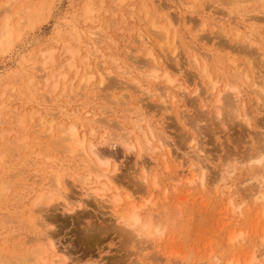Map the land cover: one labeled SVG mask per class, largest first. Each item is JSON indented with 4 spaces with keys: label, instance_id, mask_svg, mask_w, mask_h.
<instances>
[{
    "label": "rangeland",
    "instance_id": "1",
    "mask_svg": "<svg viewBox=\"0 0 264 264\" xmlns=\"http://www.w3.org/2000/svg\"><path fill=\"white\" fill-rule=\"evenodd\" d=\"M3 1L5 0H0V3ZM47 1L50 2V0ZM52 1L50 2L53 4V6L50 5L52 8L50 7L49 10L45 11V15L40 18L41 21L37 24L33 21V25L31 23L32 27L30 26L25 29L22 38L16 43L15 47L8 54L0 56V95H3V93L6 95L4 100L0 99V104L5 101L6 105L8 102L10 105L9 109L13 110V115L21 114L22 111L24 114H29L32 109L37 110L40 102L44 100L42 99L43 95L48 94V91L51 90L50 87L43 90L44 84L41 80L34 79L38 75V68H40L43 62L41 53L49 50L54 51L55 62L53 66L49 65V67L51 71L54 69L53 72H59L61 65H63L61 63L69 59V54L64 55L66 52L65 50L63 51V47L66 49L65 46L69 44L67 48L71 47L75 51L80 50L79 56L76 57L77 65H80L83 58L88 56L91 68L93 67L94 69L92 68V70H95L94 72H97V70H100L101 73L103 71V73L106 71L111 72V75L109 74L111 78H107L108 73H102L107 80L104 89L98 87L95 81L96 87L94 86L93 90L89 91L87 97H79L76 99V102L80 108L88 106L87 109L85 108L86 111L95 115L96 119L99 120V118L102 119L104 117V121L110 120V123L105 121L104 123L106 124L100 125L95 129L98 130L96 131L95 144L101 152L111 155V164L118 169L116 173V186L122 197L125 198L127 194L135 195V192L139 189H144L141 172L143 166L147 170L149 167L151 168L148 170L150 181L156 176L160 179V182L162 180L163 186L166 184L167 178H170V173L175 171L180 173L181 167H184L187 176L189 175V169L191 171L203 169L206 181L205 187H202L201 183L197 181L190 188H180L177 194L170 197L169 205L168 202L163 201V189L154 190L153 199L156 205L145 212H150L153 216L155 215L156 217L154 216V218L157 221V217L159 216V221L164 224L166 223V233L160 242L158 241L154 244L151 242L144 243L145 241L137 240L129 230L123 228V225L116 219L125 210L121 209L123 206L119 209L120 211H113L112 206L107 204L111 200L110 198H112V192L104 193V200L90 193L92 189L85 186L80 180L84 176L83 171L78 167L80 160L77 158V162L75 161L70 165L64 163L62 168L64 170L62 171V173L64 172L63 179L66 183V190L62 191V195L64 196H62L59 202H54L49 206L38 205L40 207L37 206L33 211L37 219L45 221L47 226L49 224L46 229L42 228V232L45 234L47 232V235L52 238L51 242L59 254L65 256L67 264H229V261L232 260L239 264H264V247L262 246V237L264 235V202L258 200L262 196L264 197V4L250 1L239 6L228 5V3L226 5V2H223L224 0H221V2L219 0V4L215 2L216 0H211L212 3H216V5L213 4L212 6L210 0H154L155 4L162 2L171 8V14L180 22L179 27L175 28L178 32L177 46L180 44V49L177 48L176 51L179 50L173 55L172 49L174 48L167 50L164 47L166 52L162 54L164 50L161 52L162 49H159L161 47L157 45L159 42L153 39L155 44L152 45V50L153 46H156L154 49L156 58L159 59L160 56V60L163 58L162 61L164 60L163 62L167 66L164 63L163 67H166L172 76H176L178 83L176 82L173 87H169V90L164 80L147 84L146 86L155 95L152 97L150 93L148 95L150 98L145 95V92L137 90L135 85H133L134 80L131 81L126 76H121L119 71L116 72L113 64L114 68L111 63H108L106 66L101 65V55H96L95 58L94 56L90 57L87 48L76 43L75 39L77 37L76 31L81 33V31L85 32L86 29L98 33L101 32L100 29L105 30L116 40L117 47L114 46L107 52L106 48H109V46L106 44L102 47L104 53L109 58L120 59L124 68H134L137 73L135 75L140 77L139 70L141 73L142 71L148 72V67L150 68L151 66V61L145 56L146 51L141 50L142 46L138 42V37L142 33L149 35L152 32L149 29L154 7L150 3L152 0H127L125 5H122L124 6L122 7L124 14L119 13L117 18L113 16L116 8L112 4H115V0ZM33 2L30 1L29 4ZM35 2H40V0H35ZM143 5H148L152 10H149L150 15L142 22L138 19H143L145 16L144 13H139L144 7ZM87 7H92L91 9L95 13H93L92 19L100 22L99 24L96 21L94 23L82 21L84 20L81 15L84 13L82 10H85L84 8ZM130 9L136 11L134 17L129 15ZM240 15L246 21L242 20ZM123 17L125 18L124 21L122 20ZM190 20L193 24L197 23L198 25H201V21L206 20V25L205 27H198V32L195 33L191 29L193 24H187ZM81 21L85 25L80 24ZM117 23L118 25H116ZM214 24L216 27L218 26V29ZM173 29L171 28L172 31ZM221 30L224 31L223 35ZM234 30H239L238 33H240L236 34L237 31L235 32ZM234 32L238 35V37L236 36L237 40L234 38ZM81 34L83 35L84 33ZM226 35L227 38H225ZM195 36H200L199 41ZM85 38L84 41L87 40ZM246 42L249 43L248 47H244L243 45L247 46ZM213 44L218 48H214ZM193 46L195 51L193 50ZM243 47L244 50H241ZM187 48L190 51V56L187 53ZM156 49H159L161 54L157 55L158 51ZM125 51L126 53L129 52V54L127 53L128 58L125 56ZM131 52L133 54H130ZM138 53L140 55H137ZM143 54L144 60L140 57ZM136 55L139 59L136 60L135 65ZM192 55L195 57L192 58ZM129 56L131 57L129 58ZM202 57L205 60H202L203 62L201 61ZM132 58L133 64H131ZM190 58L198 59L199 65L197 66L193 62L194 60L192 61ZM80 59L82 60L80 61ZM208 60H212V62L210 63ZM147 61L146 66L143 62L146 63ZM162 61L159 62L163 64ZM202 64L205 65L202 67ZM134 65L135 67L139 66L137 68V70L139 69L138 71ZM143 65L145 67L142 68ZM111 66L112 68H109ZM197 67L198 69H196ZM113 69L115 70L112 71ZM202 70L204 75L201 73ZM62 72L67 73L69 79L73 78L71 75H74V71L69 72L65 68ZM207 75H210L212 80L215 81L217 79L216 82L219 81L218 89L216 88L214 92L210 90V84H207L209 82L205 78ZM116 79H119V81ZM121 83H124V85L122 86ZM225 84L228 87H225ZM229 84L236 89L233 87L229 88ZM63 86L64 84L61 85L57 94L61 93ZM118 86H121V88L119 89ZM124 86L128 87L131 91ZM110 88L114 90L111 89L112 91H110ZM166 90L168 91L167 95L166 93L162 94V91ZM218 90L220 94L216 93ZM158 91L163 96L165 94V105L162 104V96L158 97L160 95ZM232 91H237V93L244 97H236L239 94H236V92L232 93ZM125 93L130 98V101H128L129 98L126 96L128 99L126 106H124L125 102H123V99L126 101ZM168 93H171L170 96ZM120 94L124 95V98L122 97L121 100ZM217 94L218 97H221L223 94L220 98V100L223 98L224 102H221L223 105L217 104ZM226 95L228 96L227 100ZM62 96L61 94L58 95V97ZM138 99L141 101L137 102ZM117 101L119 103L123 102V105L117 104ZM229 101L233 103L231 106H228ZM136 103L141 105L143 110L145 109V114L147 118L149 117L148 120L151 125L153 124V129L155 128V134L159 132L161 135L158 134L159 137H163V139L166 137L163 141L170 147L173 159H171L172 161L169 160L168 166L170 167V171H166V165H164L161 152H158L156 157L157 166L155 161L149 160L151 158L150 153L142 152L139 156L138 151L129 152L120 143L121 141L119 142L120 138H117V136L120 137L125 134L122 132L119 124L122 126L128 123L130 118L135 119L131 110H134L138 106ZM240 103H243L246 108L244 109ZM143 104L144 108L142 107ZM56 107L58 108V106ZM56 107H50V109L54 110L55 113L59 110ZM101 108L102 110L105 108L102 111L103 113L108 109L107 114L104 113L103 115ZM123 109L124 111L126 110V114ZM236 109H238V112ZM14 110L17 111L15 112ZM128 110L130 111V113L128 112L129 114H127ZM240 111H245L249 115L248 117L251 119L250 125L240 120L241 118H237ZM108 112H111V114ZM113 113H115V116ZM7 114L6 111L3 112V118ZM91 117V115L88 116L85 126L89 125ZM124 117L128 118V120ZM12 118V116H8L7 119L12 121ZM27 119L30 120V117H26L28 133H25L26 131L22 130L19 126L11 129L10 124L6 126L2 124L3 126L0 127V132L1 129L6 133L13 130L9 134L10 136L5 133V138L0 143V166H3L0 170H9V177L22 171L20 172L22 176L16 177L15 180L11 178L12 181L9 178L7 179L8 185L6 189L8 190V198L6 199L7 201L3 200L5 203L2 202L3 204L0 206V229L2 228L0 230V248L4 245L2 240H9V246L7 244V247L3 248L4 252L0 249V252L4 255L12 251L13 246L10 247V245H13L17 241L19 243L21 240L42 238V235L28 224L27 217L31 214L32 200L35 201L36 195L38 196V193H41V185L43 187L50 180L51 172L49 173V170L51 163L53 161L64 162L66 160L65 157H67L66 149H64L65 146L61 144L63 143L62 137H59L58 131L57 134H55L56 132L50 134L45 130V132L43 131L45 135L39 134V140H35L37 134H35L36 136L31 134L33 128L30 129V127L37 125V121L31 122ZM124 119L127 121L125 122ZM113 124L116 127H113ZM156 125L159 126L156 127ZM58 126L59 124L55 126V129H58ZM88 128L86 127V130L88 135H90V128ZM102 128L106 131L104 133L105 136H108V133H110V139L112 138L111 140L116 141L115 146H104L101 144L102 140L100 138L104 136ZM16 136L18 140H22L24 136L28 137L27 141L21 143L26 146H23L24 151L22 148L20 150L17 149V146H21L20 143H12L13 145L10 142L7 143L9 139L16 138ZM36 142L37 145L39 144V147L36 145ZM27 146L30 147L28 148ZM259 153H262V155ZM3 156L4 158L1 159ZM255 158L257 160L262 158V162L258 163ZM251 159H254V162ZM48 161L51 163L49 162L50 164H48ZM18 169L19 171H17ZM79 171L82 172L80 173ZM35 172H37V175ZM35 175L38 178H35ZM146 191L141 192L142 199H147ZM140 200L139 198V203L141 202ZM64 204H68L67 209L64 208ZM28 207L30 208L29 214L27 213ZM36 210L40 211L36 212ZM12 213H14V216H12ZM7 214L9 215L7 216ZM19 214L20 217L17 216ZM166 214H168L167 217H165ZM14 218L18 221H14ZM167 218L168 220L166 221ZM7 222L10 224H7ZM13 222H17V226L16 224L14 226L11 225V223L14 224ZM18 222L22 224L26 222V224L21 226L22 224ZM23 227L26 229L24 230ZM15 230L20 234H17ZM12 232L16 233L13 237ZM239 233H242L243 237L239 238L236 242L229 240L233 235ZM13 238L14 240H12ZM36 246L33 245L29 249H35L38 247ZM7 248L9 251L6 250ZM253 250L257 251V259L254 261H252L251 257L256 251L253 252ZM3 254L0 253V264H6V261H9L3 259L5 257Z\"/></svg>",
    "mask_w": 264,
    "mask_h": 264
},
{
    "label": "bare ground",
    "instance_id": "2",
    "mask_svg": "<svg viewBox=\"0 0 264 264\" xmlns=\"http://www.w3.org/2000/svg\"><path fill=\"white\" fill-rule=\"evenodd\" d=\"M30 1H34L33 3H30ZM39 1V0H38ZM52 0H50L51 2ZM127 0H115V4H112L114 5V7L116 8L115 9V12L113 14L114 18H117L118 17V14H124L123 13V9L122 5H125ZM207 1V0H206ZM209 1V0H208ZM213 1V0H212ZM219 0H216L215 2H218ZM223 1V0H222ZM250 1H256L257 3L259 4H264V0H224L223 2L225 3L226 2V5L228 3V5L230 4H233V5H239V6H242L244 3H248ZM50 2H48L47 0H40V2H35V0H5L3 2H1L0 4V56L2 55H5V54H8V52H10L16 45V43L22 38L23 36V33L25 31V29L27 27H30L31 26V23L33 25V21H35V24H37L38 22L41 21V17L45 15V11L46 10H49V8L51 7L50 5L53 6V4H51ZM211 2V0H210ZM221 2V0H220ZM218 2V4L220 3ZM222 2V3H223ZM52 3H54L52 1ZM150 3H152L151 5L154 6L153 7V10L150 9V7L148 5H143L144 7L142 8L141 11H139L140 14H143L144 13V18L143 19H138L140 21H144L146 18H148V16L150 15V11L152 10L153 12V16H152V19L149 23V26L151 29L150 31L151 34H140L139 37H138V42L141 44L140 46H142V49L141 50H144L146 51L145 52V56H147L149 58V60L151 61V66L150 68L148 67L149 71L148 72H143L141 73V71L139 70V74H140V77L136 76L135 75V69L133 68H124V66L122 65L123 63L120 61V59L118 58H109L107 57V55L104 53L102 47L104 45H108L109 48H106L107 52L111 50L112 47H117V42L116 40L111 36L109 35L107 32H105V30H101V32H96L94 33L93 31L91 30H86L85 29V32H82L81 33H84L85 36H83L80 32L76 31V43L78 44H81V46H84L85 48H87V50L89 51V55L90 57L94 56V58L96 57V55H101V65L103 66H106L108 63L111 65L113 64L116 68V72H120L119 74L121 76H126L128 79H130L131 81L134 80V84L135 87L137 88V90H139V92H145V95H149L150 93H154L152 92V90H150L146 85L149 84V83H152L153 82H158V81H161V80H164V83L168 86V90H169V87H173L175 85V83L177 82L176 80V76H172L170 74V72L167 70V66H166V63L162 61L163 58H161L160 60V57L159 59L156 58L155 54H154V49L156 48V46H153V50H152V45L155 44V41H158L159 43L157 44L158 46H160L161 48L159 49H162L161 52L162 54L164 53L165 54V50H169L171 48H174L172 49L173 52L172 54L175 55L176 52L180 49V44L179 46H177V42H178V32L175 28L179 27L180 25V22L178 21V19H176L175 17H173V15L171 14V8H169L165 3H162V2H159L158 4H155V1L152 0ZM212 3V2H211ZM214 3H212V6H213ZM86 5V4H85ZM88 5V4H87ZM216 5V3L214 4ZM224 5V4H223ZM52 8V7H51ZM92 8V7H91ZM90 7H87V8H84L85 10H82V12L84 11L82 15V21H85L86 23L89 21V22H97L98 24L100 22H98L97 20L95 19H92V15L94 13V11L91 9ZM217 9V8H216ZM127 10V9H126ZM150 10V11H149ZM97 11V10H96ZM50 13V12H49ZM81 13V11H80ZM51 14V13H50ZM76 14V13H75ZM79 14V13H78ZM95 14V13H94ZM136 14V11L135 10H131L130 9V16L131 17H134ZM139 14V15H140ZM77 15V14H76ZM97 15V14H96ZM95 15V16H96ZM241 16V15H240ZM244 16V15H243ZM77 17V16H76ZM138 17V16H137ZM136 17V18H137ZM246 17V16H245ZM196 18V17H195ZM239 18V16H238ZM242 18V16L240 17ZM237 19V18H236ZM76 20V18H75ZM123 21L125 20V18L123 17L122 19ZM202 20V19H201ZM242 20H244V18H242ZM248 20V19H247ZM259 20V19H257ZM82 21L80 24H82ZM246 21V20H244ZM200 22V21H199ZM201 25H198L197 23H192V21H188L187 24H191L193 27L191 29H193L195 31V33L198 32V27H205L206 25V20H203L201 21ZM76 23V22H75ZM111 23H114V22H111ZM110 23V24H111ZM121 24V22H119ZM186 23V22H185ZM34 24V25H35ZM115 24V23H114ZM113 24V25H114ZM119 24V25H120ZM186 24V25H187ZM209 24V23H208ZM211 24V23H210ZM82 25H85V24H82ZM92 25V24H91ZM112 25V24H111ZM118 25V23L116 24ZM185 25V26H186ZM212 25V24H211ZM74 26V25H73ZM215 26V24H214ZM213 26V27H214ZM32 27V26H31ZM216 27V26H215ZM218 27V26H217ZM216 27V28H217ZM220 27V26H219ZM74 28V27H73ZM171 28L173 29V31L171 30ZM221 28V27H220ZM88 29V28H87ZM148 29V30H149ZM218 29V28H217ZM77 30V29H76ZM97 30V29H96ZM175 30V31H174ZM73 31V30H72ZM173 34H172V32ZM222 31V30H221ZM233 31V30H232ZM235 32L237 30H234ZM239 31V30H238ZM237 31L236 34H239ZM223 32L222 31V35H223ZM231 32V31H230ZM234 32V34H235ZM99 33H100V36H99ZM199 34V33H198ZM234 35L233 37L235 38V40H237V37L238 35ZM73 35V34H72ZM102 35V36H101ZM198 36V35H197ZM195 36V37H197ZM237 36V37H236ZM74 37V36H73ZM72 37V38H73ZM84 37L87 38V42L84 41ZM101 37V39H100ZM200 37V36H199ZM199 37H197V40L199 41ZM225 37V36H224ZM85 38V39H86ZM122 38V37H120ZM227 38V35L226 37ZM124 39V37H123ZM122 39V40H123ZM155 39V41L153 40ZM201 39V38H200ZM74 40V41H75ZM99 40V41H98ZM127 40V39H126ZM129 41V40H128ZM181 41V40H180ZM243 41V40H242ZM69 42V41H68ZM223 43V42H222ZM220 44V43H219ZM243 44V43H242ZM247 46L245 44L244 47H248L249 43H247ZM66 45V44H65ZM69 44H67L65 47L66 49H64L63 47V51L65 50L66 53H64V55L66 54H69V59H65L66 61L64 63H61L63 65H61L60 67V70L59 72H56L53 70L51 71V68L49 67V65H52L54 64L55 62V59H54V51L53 50H49L47 52H42L41 53V58L43 59V62L40 66V68H38V75H36L34 77V79L36 80H41V82L44 84L43 85V90L44 88H48L50 87L51 90L48 91V94L46 95H43V98L44 100H42L40 102V104L38 105V109L36 110H33L28 114H24L23 111L21 112V114H14L13 115V110L9 109V104L8 102L6 103L5 105V101L4 102H1L0 104V127H2L4 124L5 126L6 125H9L12 128L16 127V126H19L20 128H22V130L24 129V131H26L25 133H28V128L26 127V117H30V120L31 122H33L34 120L37 121V125H33L31 128H33V132L31 134H37V138L35 140H39V134H44L45 135V130H47L48 133L52 134V133H55L57 134V131L59 132V137L61 138L62 137V142L61 144H63L65 147L64 149L65 152H66V155L67 157L66 160L64 162H50L48 161V164L51 163V168L49 170V173L51 172V178L50 180L42 187L41 189V193H38L39 195L37 196L36 195V199L35 201L32 200V208H31V214L28 215L30 213V208L27 209V215L29 217H27L28 219V224L30 226H32L35 231H38L42 236V238H39V239H36V240H33V239H29V240H21L19 243L15 242L13 243V245L11 244L12 247V251L9 252L7 255L3 254L2 252H0L1 254H3L5 257H3V259L6 260H9V261H6L7 263L6 264H67V259L65 258V256L59 254V252L56 250L54 244L51 242L52 241V238L49 237L47 235V232L46 234L43 233L42 231V228L43 229H46L48 226L46 224V222L44 221H40V219H37L35 217V213L33 210H35L34 208H36L38 205H45V206H49L50 204H53L54 202H59V200H61L62 196V191H65L66 190V183L63 179L64 177V172L62 173V168H63V165L64 163L70 165L71 163H74L76 161V159L78 158L80 160V165L78 166L79 168H81V170L83 171V177L82 179L80 178L81 182L92 189V192L90 193H93L95 194L96 196H98L99 198H101L102 200H104L105 196H103L104 193L106 192H112V198H110L111 200L109 201V203H107L108 205L110 204L113 208V211L114 210H119L121 207H126V208H121L124 213L122 214L121 212V215H119L116 219L118 220V222H120L122 225H123V228H125L126 230H129L130 233L137 238V240H143L145 241L144 243H156V242H160L162 240V238L164 237L165 233H166V223H162L161 221H159V216L157 214V218H158V221L154 218V216L150 213V212H145L147 209L153 207L156 205V202L154 201V190H159V189H163V201H166L168 202V205H169V199L170 197H172L173 195L177 194L179 191H180V188H183V187H192L197 181H199L201 183V186L202 187H205L206 186V181H205V175L203 173V169L202 170H198L196 169L195 171H191V169H189V175L187 176L185 174V169L184 167H181V171L180 173L175 171V172H171L170 173V178L168 179L167 177V180L165 181L166 184H164L163 186V182L161 180L160 182V179H158L156 176H154L155 178L152 179V181H150L149 177H150V173H149V168L147 170V168H145V166L142 167V184L144 185V189H139L137 192H135V195L133 194H127L124 197H122L121 193L119 192L117 186H116V173L118 171L117 167L112 165L111 164V155H108L104 152H101V150L98 149L97 145L95 144V138H96V131L98 130H95L98 126L102 125L103 124H106L104 123V117L102 115L103 118H99L96 119V116L95 115H92L89 111H86L87 107L85 106V108H80L79 107V104L76 102L77 98L79 97H87L89 91L93 88L94 86L96 87L95 85V81L97 82L98 84V87H102L103 89L105 88L104 85L106 83V79H105V75L103 76V74H107V78L110 77L109 74L111 73L110 71L109 72H105V73H101L100 70H97V72H94L91 68V64L89 62V58L88 56L86 58H83L80 59V65H77L76 64V57L79 56L80 54V50H76L75 49H72L71 47L67 48ZM76 45V44H75ZM195 45V44H194ZM215 44H213V47L215 48H218L216 45L214 46ZM218 45V44H217ZM192 46V45H191ZM222 46V45H221ZM166 49H165V48ZM182 47V45H181ZM187 47V46H185ZM230 47H234V46H230ZM244 47L243 49L241 50H244ZM130 48V47H128ZM179 48L177 51L176 49ZM189 48V47H188ZM187 48V50H188ZM192 48V47H191ZM194 48V46H193ZM213 48V49H214ZM236 48V47H235ZM127 49V48H126ZM125 49V50H126ZM159 49L156 51L157 52V55L158 54H161V52H159ZM185 49V48H184ZM227 49V48H226ZM85 50V49H84ZM140 50V51H141ZM171 50V51H172ZM175 50V51H174ZM186 50V51H187ZM190 50V48H189ZM188 50V54L190 56V51ZM195 51V48L193 49ZM192 50V51H193ZM221 50V48H220ZM219 50V51H220ZM225 50V49H224ZM230 50V49H228ZM237 50V49H236ZM57 51V50H55ZM93 53H92V52ZM121 51V50H120ZM119 51V52H120ZM193 51V52H194ZM218 51V52H219ZM232 51V50H231ZM230 51V52H231ZM233 51H235L233 49ZM239 51V50H238ZM169 52V51H167ZM241 52V51H239ZM126 53V51H125ZM129 54V52H127ZM126 58H128V55ZM141 53V52H140ZM140 53H138L137 55H140ZM175 53V54H174ZM200 53V52H199ZM198 53V54H199ZM220 53V52H219ZM233 53V52H232ZM88 54V53H87ZM130 54H133L132 52ZM194 54V53H192ZM197 54V53H196ZM202 54V53H201ZM225 54V53H224ZM137 55L135 57V61H134V64L136 62V60L139 59V57L137 58ZM167 55V53H166ZM164 55V56H166ZM208 55V54H207ZM210 55V54H209ZM220 55V54H219ZM226 55V54H225ZM143 56H140L142 57L141 59H143ZM211 56V55H210ZM227 56V55H226ZM229 56V54H228ZM131 56H129L130 58ZM134 57V55H133ZM146 57V58H147ZM195 56L192 55V58H194ZM200 57V55H199ZM204 57V56H203ZM201 59V61H205L204 59ZM137 58V59H136ZM190 58V59H192ZM201 58V57H200ZM218 58V57H217ZM79 59V58H78ZM231 59V58H230ZM127 60V59H126ZM130 60V59H129ZM128 60V61H129ZM144 60V59H143ZM146 60V59H145ZM194 60V61H193ZM64 61V60H63ZM79 61V60H78ZM140 61V60H139ZM159 61H162L163 64ZM193 62H195V64L198 66L199 65V61L198 59H192ZM191 61V63H192ZM202 61V62H203ZM209 61V60H208ZM214 61V60H213ZM133 64V58H132V61H131ZM142 62V61H141ZM169 62V61H168ZM201 62V63H202ZM210 63L212 62L209 61ZM208 62V63H209ZM216 62V60H215ZM78 63V62H77ZM128 63V62H127ZM130 63V62H129ZM147 63L148 61L145 63L143 62V64L147 66ZM164 63H165V66L166 67H163L164 66ZM233 63V62H232ZM130 64V65H131ZM139 64V63H138ZM235 64V63H234ZM112 65V66H113ZM136 65V64H135ZM134 65V67H135ZM142 66L145 67V66ZM149 65V64H148ZM205 65V64H204ZM202 64V67L204 66ZM212 65V64H211ZM244 65V64H243ZM97 66V65H96ZM109 67V68H112ZM113 66V68H114ZM138 66V65H137ZM140 66V64H139ZM138 67H135L136 70ZM241 66V65H240ZM239 66V67H240ZM194 67V66H193ZM201 67V68H202ZM65 68H67L70 71H74V75H71L73 76V78L69 79L68 77V74L67 73H64L62 72V70H64ZM102 68V67H100ZM99 68V69H100ZM200 68V67H199ZM229 68V67H228ZM234 68V67H233ZM236 68V67H235ZM94 69V68H93ZM198 69V67L196 68ZM195 69V70H196ZM247 69V68H246ZM115 69H113L112 71H114ZM137 70V71H138ZM173 71V70H172ZM197 71V70H196ZM200 71V70H199ZM237 71V70H235ZM234 71V72H235ZM100 72V73H99ZM115 72V73H116ZM180 72V71H179ZM203 72V70L201 71V73ZM206 72V70H205ZM245 73V72H244ZM37 74V73H36ZM57 74V75H56ZM118 74V76H119ZM137 74V73H136ZM208 74V73H207ZM240 74V72H239ZM111 75V74H110ZM182 75V74H181ZM202 75H204L202 73ZM200 75V76H202ZM206 75V74H205ZM246 75V74H245ZM117 76V77H118ZM225 76V75H224ZM175 77V78H174ZM219 77V76H218ZM111 78V77H110ZM126 78V79H127ZM207 80L209 81L207 84L211 86V89L210 90H213L212 92H214V90H216L218 84H219V81L216 82V80H212V77L210 75H207ZM239 78V77H237ZM236 78V79H237ZM98 79V80H97ZM184 79V78H182ZM119 81V79H116ZM185 80V79H184ZM183 80V81H184ZM120 82H122V80H120ZM124 82V81H123ZM185 82V81H184ZM125 83V82H124ZM124 83L122 84V86L124 85ZM178 83V82H177ZM181 83V82H180ZM64 84L63 88H62V91L61 93H58V90L60 89L61 85ZM119 84V83H118ZM120 84V85H121ZM127 84V83H126ZM186 84V82H185ZM228 84V83H227ZM110 85V84H109ZM155 85V84H154ZM158 85V84H157ZM187 85V84H186ZM108 86V85H107ZM111 86V85H110ZM159 86V85H158ZM209 86V87H210ZM237 86V85H235ZM125 87V86H124ZM133 87V86H132ZM161 87V86H160ZM182 88V86H180ZM225 87H228V85L226 86L225 84ZM230 87H233L229 84V88ZM108 88V87H106ZM118 88L120 89L121 86H118ZM123 88V87H122ZM125 88H128V87H125ZM154 88V87H153ZM178 88V87H177ZM227 88V89H229ZM235 88V87H233ZM110 88V91L114 90ZM129 89V88H128ZM127 89V90H128ZM134 90H136L135 88H132ZM161 89V88H160ZM180 89V88H179ZM185 89V88H184ZM218 89V88H217ZM236 89V88H235ZM234 89V90H235ZM100 90V89H98ZM107 90V89H106ZM125 90V89H124ZM130 90V89H129ZM155 90V89H154ZM163 90V89H162ZM231 90V89H229ZM233 90V89H232ZM238 90V89H237ZM68 91V92H66ZM105 91V90H104ZM109 91V92H110ZM116 91V90H115ZM120 91V90H119ZM123 91V90H122ZM131 91V90H130ZM156 91V90H155ZM44 92V91H43ZM50 92V93H49ZM157 92V91H156ZM167 90L166 91H162V94L163 93H166L167 95ZM219 90L216 92L218 93ZM223 92V90H222ZM236 92V94H239L237 93V91H232V93ZM239 92V90H238ZM42 93V92H41ZM92 93V92H91ZM134 93V92H133ZM148 93V94H147ZM159 93V91H158ZM227 93V92H226ZM43 94V93H42ZM61 94L63 95L62 97H58V95ZM143 94V93H142ZM157 94V93H156ZM160 95L158 96L161 99H162V104L165 105L166 102H165V94L164 96L161 95V93H159ZM171 94V93H170ZM170 94L168 93V95L170 96ZM220 94V93H218ZM218 94L216 96V101H217V104H220V105H223L221 104V102H224L223 101V98L222 100H220V98L223 96L218 97ZM74 95V96H72ZM111 95V94H110ZM121 95V94H120ZM120 95H119V98H120ZM125 95V98L127 96L128 97V94L126 95V93L124 94ZM124 95H121V98L120 100L122 99V97ZM140 95V94H139ZM143 94V96H145ZM1 96V100L5 99L4 97L6 96L4 93L3 95H0ZM98 96V95H97ZM100 96V95H99ZM155 96L152 94V97ZM233 96V95H232ZM237 96H243V95H236ZM109 97V96H107ZM118 97V96H117ZM150 97V96H148ZM147 97V98H148ZM225 97V96H224ZM228 96L226 95V100L228 99L227 98ZM244 97V96H243ZM242 97V98H243ZM115 98V97H114ZM118 98V99H119ZM124 98V97H123ZM126 98V101H124L123 99V102H125L124 106H126V102H127V99ZM144 98V97H143ZM142 98V99H143ZM151 98V97H150ZM166 98V97H165ZM232 98V97H231ZM103 99V98H102ZM117 99V100H118ZM140 99V98H139ZM137 100V102H140L141 100ZM153 99V98H152ZM172 99H174L172 97ZM237 99V98H236ZM235 99V100H236ZM96 100V99H95ZM116 100V98H115ZM118 100V101H120ZM116 102L117 104L119 102ZM130 101V98L129 100ZM144 101V100H142ZM238 101V100H237ZM236 101V102H237ZM90 102V101H88ZM123 102H120L119 104L120 105H123ZM4 103V105H3ZM128 103V102H127ZM144 103V102H143ZM106 104H108L106 102ZM111 104V103H110ZM116 104V105H117ZM138 105V103H136ZM233 103H231V101H229L228 103V106L232 105ZM242 105V107L245 109L246 107H244L243 103H240ZM27 105V104H26ZM86 105V104H85ZM114 105V104H113ZM56 107L58 106L57 109H59L58 111H56L54 113V110H51L50 107ZM108 106V105H106ZM115 106V105H114ZM119 106V105H118ZM117 106V107H118ZM140 106V107H139ZM144 106V104L142 105V107ZM26 107V106H25ZM110 107V106H109ZM122 107V106H121ZM120 107V108H121ZM134 108V106H132ZM131 107V109H133ZM216 107V105H215ZM224 107V106H223ZM233 107H236V106H233ZM119 108V107H118ZM125 108V107H124ZM144 108V107H143ZM241 108V107H240ZM242 108V110H243ZM105 109V108H104ZM103 109V110H104ZM110 109V108H109ZM116 109V108H115ZM128 109H129V106H128ZM130 109V110H131ZM235 109V108H234ZM233 109V110H234ZM20 110V109H19ZM102 108H101V112L103 111ZM145 110V109H144ZM142 108H141V105H138L136 106V108L134 110H131L132 112V115L135 117V119H129L128 123L126 124H123L122 126L119 124V126L122 128V132L125 133L123 135H121L119 133V135H121L120 137L117 136V138H120L119 139V142L122 143L126 150L129 151V152H135V151H138V155L140 156L142 152H148L150 153V159L149 160H153L155 161L156 165H157V160H156V157H157V154L158 152H161L162 153V159H163V162H164V165H166V171H170V167L168 166L169 164V160L172 159V155H171V150H170V147H168L166 145V143L163 141L165 140L166 137H159L160 133L157 132V134H155L154 130L155 128L153 129L154 126L151 125L150 121L148 120L149 117L147 118L146 116V112L144 111ZM220 110V109H219ZM232 110V109H231ZM237 112H238V109H236ZM241 110V109H240ZM7 112V116L5 118H3V112ZM15 112L17 110H14ZM93 111V110H91ZM107 111L108 109L106 110V113L107 114ZM111 111V110H109ZM113 111V110H112ZM124 111V109H123ZM126 111V110H125ZM124 111V112H125ZM159 111V110H158ZM120 112H121V109H120ZM130 111L128 110L127 111V114H129ZM162 112V111H160ZM232 112V111H231ZM234 112V111H233ZM20 113V112H18ZM103 113V112H102ZM103 113V115H104ZM111 114V112H108ZM114 116H115V113H113ZM120 114V113H119ZM118 114V115H119ZM126 114V112H125ZM237 114V113H236ZM28 115V116H27ZM91 115L92 119H90V123L88 126H85V121L87 120L88 116ZM235 115V114H234ZM8 116H12V121L8 120ZM131 116V115H130ZM231 116V115H230ZM249 115L245 112V111H240V114L237 115V118H241L240 120L244 121L246 124L250 125L251 123V119L248 117ZM154 117V116H153ZM98 118V117H97ZM126 118V117H124ZM117 119H121V118H117ZM128 120V118H126ZM123 120V119H122ZM126 120V121H127ZM28 121V122H29ZM88 121V120H87ZM110 120H108L107 122H109ZM125 121V119H124ZM125 121V122H126ZM30 122V123H31ZM159 122V121H158ZM110 123V122H109ZM117 123V122H116ZM58 126V129H55L56 127L55 126ZM108 124V123H107ZM8 126V127H9ZM115 125L113 124V127ZM159 126V125H156V127ZM86 127H89L90 128V135H88V132L86 130ZM112 127V126H110ZM116 127V126H115ZM19 128V129H20ZM88 128V129H89ZM107 128H109L107 126ZM26 129V130H25ZM100 129V128H99ZM163 129V128H162ZM101 130V129H100ZM102 130L104 131V129L102 128ZM116 130V129H115ZM119 130V129H118ZM13 130H11V132H5V131H2L1 129V132H0V143H2L1 141L4 140L5 138V133L6 134H10L12 133ZM44 131V132H43ZM121 131V130H119ZM106 131L103 132V135L100 139L102 140L101 144L102 145H113L115 146L116 144V141L114 142L113 140L110 139L109 136L110 133H108L109 135L108 136H105V133ZM161 132V131H160ZM47 133V134H48ZM166 133V132H164ZM159 134V135H158ZM17 135V134H15ZM163 135V134H162ZM10 136V135H9ZM36 136V135H35ZM90 136V137H88ZM161 136V135H160ZM43 138V137H41ZM28 140V137L27 136H24V138H22V140H18L17 136L16 138H13V139H9L7 141V143H20L21 146H17V149L20 150L22 148V150L24 151V147L25 146L24 144H21L23 143L24 141H27ZM169 140V139H167ZM60 141V140H59ZM58 141V143H59ZM100 141V140H98ZM97 141V142H98ZM35 142V141H34ZM6 143V145H7ZM35 144V143H34ZM170 144V142H169ZM5 145V144H4ZM13 145V144H12ZM15 145V144H14ZM36 145H37V142H36ZM39 145V144H38ZM37 145V146H38ZM42 146V144H40ZM62 145V146H63ZM102 145H101V148H102ZM34 146V145H33ZM32 146V147H33ZM61 146V145H60ZM1 147V146H0ZM26 147V146H25ZM28 148L30 146H27ZM39 147V146H38ZM198 147V146H197ZM4 148V147H2ZM11 149V148H10ZM16 149V148H15ZM61 149V148H60ZM199 150V149H198ZM14 151V150H13ZM17 151V150H16ZM33 151V150H31ZM30 151V152H31ZM62 151V150H61ZM200 151V150H199ZM3 152V151H2ZM27 153V152H26ZM5 154V153H4ZM13 154V153H12ZM45 154V153H44ZM260 155H262V153H259ZM65 155V154H64ZM1 157V155H0ZM4 156L1 158L3 159ZM174 158V157H173ZM254 158V157H253ZM256 158H259V157H256ZM255 158L256 161H258V163H261L262 162V158H260V160H257ZM68 159V161H67ZM140 160V159H139ZM173 160V159H172ZM171 160V161H172ZM178 160V159H177ZM52 161V160H51ZM144 161V160H143ZM176 161V159H175ZM252 162H254V159H251ZM30 162V161H29ZM50 162V163H49ZM77 162V161H76ZM31 164V163H29ZM144 164V163H142ZM6 165V164H4ZM77 165V163H76ZM145 165V164H144ZM23 166V165H22ZM58 166V167H57ZM148 166V165H147ZM146 166V167H147ZM158 166V165H157ZM3 167V166H0V168ZM5 167V166H4ZM34 167V166H33ZM28 168V167H26ZM60 168V169H58ZM160 168V167H159ZM193 168V167H192ZM201 168V167H200ZM20 169V168H19ZM19 169L17 171H19ZM151 169V168H150ZM176 169V168H175ZM9 171V170H8ZM7 170H0V206L1 204H3L2 202H4L3 200L7 201L6 199L8 198L7 194H8V190L6 189V186L8 185V181L7 179L11 178V179H14L16 177H19L21 175L20 172L22 171H19L18 173L12 175V177H9L8 172ZM81 171V172H82ZM80 172V171H79ZM80 172V173H81ZM205 172V171H204ZM37 172H35L36 174ZM169 173V172H168ZM26 175V174H25ZM24 175V176H25ZM37 175V174H36ZM35 175V178H38V176ZM167 175V174H166ZM22 176V175H21ZM48 176V175H47ZM43 177V176H42ZM34 178V179H35ZM152 178V177H151ZM10 179V180H11ZM48 179V178H47ZM66 179V178H65ZM40 180V179H39ZM12 181V180H11ZM35 181V180H34ZM162 183V184H161ZM37 184V183H36ZM141 184V185H142ZM35 185V184H34ZM36 186V185H35ZM143 187V186H142ZM152 188V189H151ZM38 190H39V187H38ZM147 190V191H146ZM142 191H146L145 194H147V199H142L143 197L141 196V192ZM89 192V191H88ZM66 193V192H65ZM93 195V196H95ZM109 195V193H108ZM107 196V195H106ZM137 196V197H135ZM28 197V196H27ZM142 197V198H141ZM145 197V196H144ZM139 198L141 199L140 203H139ZM106 200V199H105ZM259 201H262L264 202V197L262 196L260 199H258ZM161 201V200H160ZM22 202V200H21ZM63 202V200H62ZM5 203V202H4ZM64 203V202H63ZM66 203V202H65ZM165 203V202H164ZM6 205V204H5ZM30 205V204H29ZM4 206V205H3ZM25 206V205H24ZM38 206V207H40ZM68 204H64V208L67 209L68 207ZM110 206V207H111ZM6 207V206H5ZM43 208V207H42ZM5 209V208H4ZM18 209V208H17ZM24 209V208H23ZM7 210V209H6ZM5 210V211H6ZM25 210V209H24ZM1 211V209H0ZM3 211V210H2ZM37 211H40V210H36ZM120 211V210H119ZM7 213V211H6ZM2 214V213H1ZM14 213H12V216ZM24 214V213H23ZM26 214V213H25ZM37 214V213H36ZM39 214V213H38ZM41 214V213H40ZM169 214V213H168ZM168 214L165 215V217L168 216ZM9 214H7L8 216ZM115 215V214H114ZM6 216V217H7ZM20 217V214L17 215ZM1 217V216H0ZM2 217H5V216H2ZM40 217V216H39ZM156 217V216H155ZM16 221L17 219L14 218ZM22 219V217H21ZM24 219V218H23ZM2 220V219H1ZM5 220V219H4ZM12 220V219H10ZM165 220V219H163ZM168 220V218L166 219V221ZM3 221V220H2ZM1 221V222H2ZM18 221V220H17ZM20 221V220H19ZM5 222V221H4ZM22 222V221H21ZM20 222V223H21ZM14 223V222H13ZM17 223V222H16ZM16 223L12 224L11 225H15ZM19 223V222H18ZM19 223V224H20ZM7 224H10L9 222H7ZM22 224V223H21ZM26 224V222L24 223ZM24 224H22L21 226H23ZM28 225V226H29ZM10 226V225H9ZM17 226V224H16ZM4 227V226H3ZM7 227V226H6ZM20 227V226H19ZM18 227V228H19ZM121 227V226H120ZM119 227V228H120ZM11 228V226H10ZM14 228V227H13ZM16 228V227H15ZM24 228V227H23ZM32 228V229H33ZM122 228V227H121ZM2 229V228H1ZM0 229V230H1ZM5 229V228H4ZM7 229V228H6ZM26 228H24L25 230ZM29 229V228H28ZM118 229V228H117ZM116 229V230H117ZM9 230V229H8ZM11 230V229H10ZM20 230V229H19ZM22 230V231H24ZM30 230V229H29ZM6 231V230H5ZM13 231V230H12ZM32 231V230H31ZM34 231V232H35ZM15 232L17 233V230H15ZM15 232H12V237L14 236V234H16ZM33 232V231H32ZM2 233V232H1ZM19 233V232H18ZM17 233V234H18ZM43 233V234H42ZM125 233V231H124ZM11 234V233H10ZM20 234V233H19ZM38 234V233H37ZM245 234V233H244ZM33 235V234H32ZM10 236V235H9ZM8 236V237H9ZM18 236V235H17ZM2 237V236H1ZM22 237V236H21ZM243 237V234L242 233H239L237 235H233L229 240L231 242H236L239 238ZM16 238V237H15ZM51 238V240H50ZM134 238V239H136ZM1 239V238H0ZM10 239V238H9ZM14 240V238L12 239ZM17 240V239H16ZM136 241V240H135ZM3 242V246H1L2 248H0L3 252V248L7 247V244L9 246V240L8 239H4L2 240ZM132 242V241H131ZM12 243V242H11ZM1 244V242H0ZM33 245H37L35 249H29V247H32ZM132 245V244H131ZM262 246L264 247V235L262 237ZM8 247V248H10ZM8 248L6 250H8ZM28 248V249H27ZM0 250V251H1ZM5 250V251H6ZM257 250V249H256ZM256 250H253L256 251ZM9 251V250H8ZM252 253V251H251ZM256 254H257V251L254 252L252 254V261L256 260L257 257H256ZM2 256V255H1ZM169 257V256H168ZM171 257V256H170ZM1 259V258H0ZM160 260V259H159ZM170 261V260H169ZM159 264V263H158ZM170 264V263H169ZM229 264H239L238 262H233L232 261H229Z\"/></svg>",
    "mask_w": 264,
    "mask_h": 264
}]
</instances>
